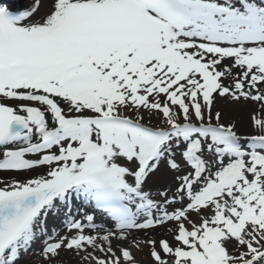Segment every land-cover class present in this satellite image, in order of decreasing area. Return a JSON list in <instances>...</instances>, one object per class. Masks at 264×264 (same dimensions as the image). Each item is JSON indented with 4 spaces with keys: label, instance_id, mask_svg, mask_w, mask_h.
Listing matches in <instances>:
<instances>
[{
    "label": "snow or ice",
    "instance_id": "snow-or-ice-1",
    "mask_svg": "<svg viewBox=\"0 0 264 264\" xmlns=\"http://www.w3.org/2000/svg\"><path fill=\"white\" fill-rule=\"evenodd\" d=\"M218 97L264 109V0H0V264H264V119Z\"/></svg>",
    "mask_w": 264,
    "mask_h": 264
},
{
    "label": "bare ground",
    "instance_id": "bare-ground-1",
    "mask_svg": "<svg viewBox=\"0 0 264 264\" xmlns=\"http://www.w3.org/2000/svg\"><path fill=\"white\" fill-rule=\"evenodd\" d=\"M20 1L21 0L12 1L13 5L10 4L11 9L13 10L14 6L17 7V4H19ZM32 2L33 0H26V2H24V5L26 4L29 7ZM22 4H23V1H22ZM20 6L22 9L23 5H21V3H20ZM221 100L230 101V99H220L218 97L216 103L220 102ZM254 105H256L258 109H260V106L257 103L254 102ZM235 120H236L235 125L237 129L236 131L238 132V134L242 136L251 135V134H247V130L245 129L246 122L244 121L243 117L238 116ZM31 175H33V173H29V172L16 173V172L0 171V177L7 178L9 180L13 178L24 179ZM174 175H175L174 173L164 172L162 170L159 176L155 178V180L153 179L151 181H148L147 187L153 192V195H155L157 190H164L165 188H169V187L174 190L175 188V182L173 180ZM77 207H79V211H77L75 208L72 211V216H75L76 218H82L84 212H89V213L93 212V207L88 206V205L80 206L79 204H77ZM95 215H96L97 223H104L105 226H108V227L112 226L111 220L107 219L104 215H102L100 211L96 210ZM69 219H71V217L66 218L65 212L61 210L58 215H50L48 219V227L50 230L54 229L60 232L61 234H64L67 231V222ZM162 229L163 228H158L154 232L148 233V235L154 236L156 239H158V237L163 233ZM145 235H146L145 233H139L137 238L143 239L145 238ZM167 237L168 238L166 239H168L169 241H172V235H167ZM134 250L137 251L142 264H151V258L148 254L149 249L147 247L143 248V250H137L133 248L132 249L133 253H134ZM36 251L39 252V247H37ZM63 258L65 261L71 260V257L68 255H65ZM33 260H34V264H41L40 257L38 256L33 257ZM71 264H77V261L71 260Z\"/></svg>",
    "mask_w": 264,
    "mask_h": 264
},
{
    "label": "rangeland",
    "instance_id": "rangeland-1",
    "mask_svg": "<svg viewBox=\"0 0 264 264\" xmlns=\"http://www.w3.org/2000/svg\"><path fill=\"white\" fill-rule=\"evenodd\" d=\"M22 1L23 3L26 2V0H21V2ZM23 6L24 8L28 7L26 4ZM216 110H219L222 113V123L226 125L229 123L236 124L235 119L238 116L243 117L244 121L246 122L245 129L247 130V134H260L259 130L254 128L253 126L252 118L253 116H257L261 119H264V109H258L256 105H254V102L244 100H241L240 102H234L232 100H221L220 102L215 103L213 111L215 112ZM158 122L159 121L156 118H153L152 123L154 125ZM159 174L160 172L153 176L149 181L153 179L155 180V178H157ZM162 230L163 233L158 237V239L168 238L167 235H172L171 233L167 232L165 228H163ZM133 255L136 257L137 261H139V264H142L136 250H134Z\"/></svg>",
    "mask_w": 264,
    "mask_h": 264
}]
</instances>
